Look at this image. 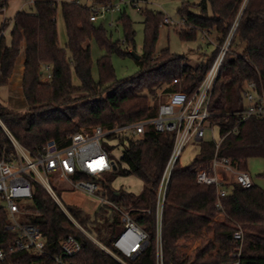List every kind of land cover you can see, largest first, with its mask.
Returning <instances> with one entry per match:
<instances>
[{"label":"trees","instance_id":"obj_1","mask_svg":"<svg viewBox=\"0 0 264 264\" xmlns=\"http://www.w3.org/2000/svg\"><path fill=\"white\" fill-rule=\"evenodd\" d=\"M9 0H0L7 7ZM114 0H93L83 5L77 1L33 0L30 9L18 10L8 38L0 37V86L6 84L15 56L21 53L25 40L27 71L25 93L28 105L24 113L10 110L0 102V158L12 151L2 124L16 140L40 152L53 140L58 147L69 143L70 136L95 126L112 127L156 114L159 92L183 90L192 92L201 81L233 30L214 84L208 110L215 138H203L192 161L172 168L162 203L159 240L157 239V188L169 157L173 134L148 130L141 139L115 138L114 149L122 154L116 169L100 179L104 195L127 211L147 234L138 254L125 258L128 264H157L158 247L162 264H227L239 248V264H264V189L253 184L243 188L234 181L225 184L221 200L222 213L229 225L214 228L215 202L218 188L196 182L195 168L216 156L229 158L232 165L247 171V160L264 157V118L251 115L242 119L246 106L244 92L252 89L264 97V0H200L199 12H193L188 0H182L177 11L184 27L180 38L190 40L196 33L215 31L216 44L206 61L193 67L184 55L164 48L155 54L159 27L165 14L140 7L144 24L143 50L137 58L138 70L117 78L111 55H131L135 31L122 12L117 21L123 28L122 40H111L107 31L89 19L91 5H105ZM60 5L67 41L58 42L56 15ZM168 24V23H167ZM94 39L105 53L96 60L97 79L92 74V58L88 41ZM243 44L242 53L236 48ZM50 66L51 77L45 78L43 65ZM74 73L78 84L72 82ZM175 78L179 82L174 83ZM24 76L22 75V81ZM82 128V129H81ZM220 139L218 149L215 140ZM134 175L141 181L138 192L113 186L117 176ZM264 177V171L261 174ZM72 217L99 243L111 248V242L122 227L120 213L100 207L93 215L74 204H65ZM22 220L41 230L46 244L40 255L21 251L8 256L2 264H53L60 252L61 240L71 234L80 243V251L65 258L66 264H121L96 242L81 232L52 199L43 186L32 185V196L23 206ZM8 214L0 209V248L6 250L15 237L8 230ZM196 229L205 240L194 253L184 256L177 240L186 230ZM241 229L242 239L233 238ZM203 230V232H202ZM209 237V238H207Z\"/></svg>","mask_w":264,"mask_h":264},{"label":"built area","instance_id":"obj_2","mask_svg":"<svg viewBox=\"0 0 264 264\" xmlns=\"http://www.w3.org/2000/svg\"><path fill=\"white\" fill-rule=\"evenodd\" d=\"M29 1L33 2V0ZM114 1L100 6L91 5L92 13L89 19L96 21L103 9L118 8L120 3L125 2V0ZM130 2L137 10L141 7L137 0H130ZM4 9L5 7H0V11ZM3 21L6 22L7 26L14 23L13 18L6 16H4ZM170 22L169 18L165 16L163 23ZM1 26L0 37L5 35L7 28ZM232 33L233 30L225 39L218 54L193 91L188 93L177 89L160 92L164 94V97L159 101L156 114L152 117H144L112 127L95 126L90 130L82 129L70 136L66 146L58 147L53 140H49L42 150L36 153L21 145L2 124V128L12 145V151L7 156L0 158V209L7 211L8 223L6 228L15 233V237L6 250L0 248V264L4 263L8 256L21 251H28L34 255L45 253L46 241L39 227L22 220L23 206L32 196L33 184L43 186L81 232L121 264H128L125 258L136 256L142 250L147 239V234L135 223L130 214L122 210L115 202L109 201L112 208L119 211L122 227L112 240L111 248H107L72 217L57 195L56 185L53 184V181L55 178L61 180L64 182L62 183L63 189L68 191L78 190L88 195H96L98 191L102 190L100 179L113 170L112 164L116 165L110 153V146L115 144V138L141 139L151 129L156 132L173 134L172 148L157 188L156 219L157 239L159 240L162 203L173 166L191 141L200 142L205 138L207 132H210L211 138H215L214 126L209 119L208 106ZM43 71L45 78L51 77L48 64L43 65ZM173 82L177 83L179 79L175 78ZM252 87V83H249L244 92L246 106L241 112L242 119L251 115H264V97L257 94ZM219 143L220 139H216V150ZM195 178L197 183L215 185L218 188L215 216L224 215L220 199L226 194L224 187L226 183L234 181L243 188H248L252 184L247 172L236 169L229 158H218L216 154L212 159L195 168ZM101 207H105L104 199H102ZM233 238L242 239L241 229L234 231ZM79 251L78 239L69 234L61 240L60 252L53 257V264H66L65 258L72 257ZM232 255L233 261L227 264H239V248ZM31 264H36V262L32 261ZM157 264H162L159 247Z\"/></svg>","mask_w":264,"mask_h":264},{"label":"rangeland","instance_id":"obj_3","mask_svg":"<svg viewBox=\"0 0 264 264\" xmlns=\"http://www.w3.org/2000/svg\"><path fill=\"white\" fill-rule=\"evenodd\" d=\"M66 1H77L83 5L94 4L93 0H66ZM115 0L114 2H116ZM182 0H137L139 6L147 7L155 11L163 12L171 21L170 23H162L159 27L158 39L155 45V54H158L164 48H169L173 53L181 54L185 56L186 63L195 67L199 63L206 61L207 55H209L216 44L217 33L213 30L210 32H197L195 38L190 40H184L180 38L178 34V29L184 27L181 21V17L177 11L180 7ZM190 8L193 12H199L198 4L200 0H188ZM32 3L29 0H9L7 9L5 11H0V16L2 21L0 23L1 27L6 28L5 35L6 38L9 37L13 23L9 26L3 21L6 17L13 18L17 9H30ZM100 6V5H97ZM124 12L125 15L129 17L132 22L134 34V46L130 47L131 55H118L116 53L111 55V61L114 67L115 75L117 78H126L134 74L138 70L137 56H140L143 50L144 41V24L141 13L134 7L130 0H125L124 3H120L118 8L102 10L95 21L96 25H101L107 31V34L111 40H122L123 39V28L120 21H117L119 15ZM7 19V18H6ZM56 26L58 32V42L61 47H65L67 36L64 26V21L60 11V5H58L57 15H56ZM25 44L23 38L20 39L19 45ZM90 45V52L92 58V74L95 79H97V67L96 60L105 53V50L100 48L94 39L88 41ZM244 45L240 44L236 51L237 53H242ZM12 78V79H11ZM21 76L17 72L13 76H9L7 79V84L5 88L0 89V102L6 105L10 110L19 113H24L28 105V97L25 91V82H21ZM72 82L78 84V79L71 74ZM160 93V92H159ZM157 95V101H161L164 97L163 93ZM264 118V115H263ZM82 129V128H81ZM216 132V130H214ZM207 138L211 137L210 132H207ZM197 141H191L181 153L179 162L182 165L189 164L195 153L198 150ZM122 147L116 146L111 149L110 153L116 164L120 162V157L122 154ZM264 171V157L262 156H252L247 160V173L251 178L253 184L264 189V177L261 175ZM62 182L59 179L53 181L56 185V193L61 198L64 204H74L80 207L82 210L90 215H93L100 207L102 199L105 200V207L112 208L109 203L110 199L104 195L103 188L98 191L96 195H88L82 191H68L63 189ZM113 186L116 188L122 187L129 191L138 192L141 189V181L134 175L128 176H117L113 181ZM225 217L223 215L215 216L213 220L214 228H225L229 225V221L223 220ZM196 229L186 230V237L177 240L179 249L184 256H188L194 253L195 249L201 245L205 237L198 238L195 233ZM203 232V230H202ZM209 238V237H207Z\"/></svg>","mask_w":264,"mask_h":264},{"label":"crops","instance_id":"obj_4","mask_svg":"<svg viewBox=\"0 0 264 264\" xmlns=\"http://www.w3.org/2000/svg\"><path fill=\"white\" fill-rule=\"evenodd\" d=\"M7 7H5V11H6ZM20 9H17V11ZM6 16V14H5ZM10 18V17H9ZM2 21V18L0 16V23ZM10 76H13L15 74V72H17V74L21 76L20 80L22 81V75L24 76V80L25 81V76H26V71H27V60H26V45L23 44L21 47V53L15 56V58L13 59L12 65L10 67ZM12 79V78H11ZM6 86H8L7 82L5 85L0 86V89L2 90V88H5ZM223 217H225L223 215ZM223 220H226V218H224Z\"/></svg>","mask_w":264,"mask_h":264},{"label":"water","instance_id":"obj_5","mask_svg":"<svg viewBox=\"0 0 264 264\" xmlns=\"http://www.w3.org/2000/svg\"><path fill=\"white\" fill-rule=\"evenodd\" d=\"M137 58H139V56H137ZM112 168H113V170H115L116 169V165L112 164Z\"/></svg>","mask_w":264,"mask_h":264}]
</instances>
